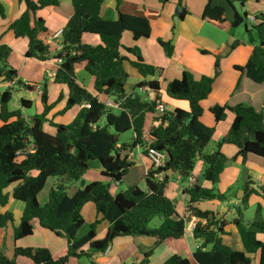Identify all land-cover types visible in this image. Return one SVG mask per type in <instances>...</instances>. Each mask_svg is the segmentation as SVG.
I'll list each match as a JSON object with an SVG mask.
<instances>
[{"label":"trees","instance_id":"obj_1","mask_svg":"<svg viewBox=\"0 0 264 264\" xmlns=\"http://www.w3.org/2000/svg\"><path fill=\"white\" fill-rule=\"evenodd\" d=\"M103 1L71 0L72 16L61 31L63 47L56 52L43 40L47 32L45 20L36 16V13L56 7L59 0H20L25 4V10L9 25L15 38L27 41L26 58L61 60L53 84L64 86L67 97L63 108L53 117L61 116L75 106H87L81 107L74 119L63 125L47 118L64 96L60 93L54 102L48 103L45 81L40 96L43 110L29 119L23 117L22 109H8L12 98L11 88L0 93V209L7 205L10 196L24 205L19 224L13 229L14 240L31 237L33 221L42 230L67 240L66 254L57 259L46 248L16 246L11 258L0 251V264H16L18 258L27 259L32 264H68L70 258H85L89 264H97L94 256L104 253L118 236L150 237L155 239L154 245L181 239L186 226L185 218L177 214L174 200L169 199L164 192L170 176L177 174L182 180L188 178L197 160L201 163L202 180L208 186L197 182L182 191L187 197L186 212L197 221L192 236L200 244L192 253V261L195 264H264V209L257 205L255 217L251 221H246L242 213L248 206L249 197L258 195L255 189L250 186L243 188L244 195L238 199L239 205L229 207L236 214L229 223L218 218L214 212L203 211L196 206L202 201H229L227 193L216 188L228 161L221 147L232 145L241 154L244 148L240 137L244 126L255 132L257 137L255 141L246 138L247 155L264 160V128L261 127L264 111V8L255 15V22L250 28L246 24L248 15L245 12L240 14L237 11L235 20L228 22L224 10L211 8L209 0L203 9L202 20L221 30L244 25L251 53L243 66L233 67L238 74L236 89L245 96L249 88L252 91L258 88L261 93L257 94V105L233 102L231 94L225 104L210 106L209 113L215 124L224 121L229 113L232 120L227 132L216 143V150L204 153L215 127L207 126L200 120L203 115L200 102L211 94L213 79L201 76L196 80L191 72L183 71L178 79L167 84L165 94L173 100L187 101V111L175 108L157 114L156 106L160 102L157 81H142L136 86L137 89L146 88L152 92L153 100L136 93H127L125 89L129 75L124 68L126 62L143 78L156 76L161 70L145 62L136 45L125 47L121 43L125 33H129L135 42L147 39L151 33L150 23L142 15L143 7L137 8V15L120 13L116 20L104 19L101 17ZM230 1L237 2L241 7L245 2ZM121 3L122 0H116L118 11ZM186 14L183 9L178 19L182 20ZM0 16H5L1 4ZM84 35H95L100 43L95 46L83 44ZM158 44L167 58L173 55L171 40L158 39ZM237 45L238 42L234 41L233 48ZM10 54L11 48L0 43V83L13 82L17 77L16 71L8 65ZM77 64H82L92 77L93 94L77 82ZM20 85L21 81L16 82V86ZM250 94L252 98L255 97L254 93ZM100 98L112 99L118 103V108L106 106ZM30 107V101L21 100V108ZM147 114L154 115L148 131L156 139L153 147L167 153L165 167L148 172L145 191L134 186L112 194L108 182L119 184L134 165L127 159L129 152L137 146L144 147L142 135ZM44 125L55 133L51 135L46 132ZM127 132L133 134L131 142L118 146L119 137ZM143 154H146L145 150ZM90 161L97 162L101 169L100 177L108 181L96 180L83 184L72 195H68L66 189L82 179L89 169ZM157 173H163L162 180L155 179ZM48 178H56V184L50 188L47 201L41 205L37 196ZM261 192L264 194V189ZM87 203L93 204L101 220L109 224L102 239H97L95 234L98 220L88 224L86 232L79 235L86 225L81 212ZM155 217L161 219L160 225L149 228ZM11 222V212H0V228ZM227 224L237 229L242 249H233L224 241L223 237L228 235L224 231ZM150 254V250L144 253L139 264H147ZM161 264L192 262L172 255Z\"/></svg>","mask_w":264,"mask_h":264},{"label":"crops","instance_id":"obj_2","mask_svg":"<svg viewBox=\"0 0 264 264\" xmlns=\"http://www.w3.org/2000/svg\"><path fill=\"white\" fill-rule=\"evenodd\" d=\"M176 3L178 0H175ZM256 3H259V0H255ZM207 3V0H181V12L183 9L187 12L182 20L178 19L179 14H175L174 8L176 4L167 3L162 5L157 0H122L120 5V11L124 14L130 15H137V8L143 7L144 11L142 15H144L150 23L151 33L147 39H141L138 41H133L131 35L129 33H125L122 36L121 43L125 47H131L136 45L140 51V54L143 60L149 64H152L156 68L161 69L160 73L156 76H149L143 78L137 70L132 68L129 63L124 64V68L129 75L127 80L126 89H128L127 93H136L141 95L143 98L147 100H153L154 94L146 88L137 89L136 86L142 81H157L160 86V102L165 105L167 110H173L175 108H180L182 110H188V102L186 103H179L177 100H173L169 98L165 94L166 86L169 82L174 79H178L181 76L183 71H189L193 74L196 80L199 79L201 76H208L209 70L200 65L192 64L190 61L183 62L182 59L185 54L189 51V48L193 47L194 41L197 40V35L193 36L190 40H180L181 34L183 31L187 36L190 35V32H186V28L188 24L195 27V21L198 20L199 26L196 27V34L202 28V25L209 26L214 29H219L216 25L208 24L207 22L203 21L201 18L203 9ZM237 3V2H235ZM0 4L4 8V17L0 16V43L5 44L11 48V54L8 58V65L11 69L15 70L17 73V77L13 82H4L1 85L0 90L2 92L8 88L12 89V98L11 101L8 103L9 110H17L22 109V114L25 119H29L32 117L31 114H25L24 108H21V100H27L31 102L30 110L35 107L36 114H40L43 110L41 105L40 96L42 94L43 86L42 84L44 81L47 83V97L48 103L54 102L60 93L64 96L63 100L57 104L47 115V118L53 119L56 123H61L63 125L69 124L78 111L81 109V106H75L69 109L61 116H54L53 115L61 110L66 102L67 97V90L62 85H55L53 84V78L49 77V73L56 71L57 63L54 59H48L46 61H38L33 58H26L24 56L26 49H27V41L22 38H15L12 32L9 30V25L15 21L25 10V4L20 2V0H0ZM239 5V4H238ZM240 6V5H239ZM244 7V6H243ZM242 7V9H243ZM264 5L261 6L262 11ZM72 6L71 0H59V4L56 7H52L49 9H44L38 11L36 16L41 17L45 20V26L47 28V32L43 35V40L45 43L51 46L53 52L58 50V42L59 39H53L52 36L57 31H62L65 27L67 22L69 21L70 17L72 16ZM118 10L116 9V0H104L101 5V17L108 20H116L118 17ZM249 17H255V15H249ZM221 30V29H220ZM224 31V30H223ZM228 31V30H225ZM158 39H162L165 41L171 40L174 46L173 55L170 58H167L158 44ZM82 43L88 44L91 46L98 45L99 38L95 35H84L82 37ZM207 44V42H205ZM205 44V45H206ZM204 44L199 42L196 43V49L202 50L207 49L205 48ZM184 48L182 49L181 47ZM248 57L251 53V48H247ZM183 53L182 58L179 55ZM192 53V59H198V53L196 50L190 51ZM189 63V64H188ZM239 66V65H235ZM234 67V66H233ZM194 68V69H193ZM237 73V72H236ZM211 77V76H210ZM75 78L77 82L82 85L87 91L90 93H94L93 90V79L92 77L85 71L82 64L75 65ZM21 81L20 86H16V82ZM233 92V87L230 84L228 90H226L224 94V99L229 97V94ZM1 93V92H0ZM209 98V97H208ZM207 99L200 102V105L203 109V115L200 120L207 126L215 127V131L219 127V124H215V121L212 115L209 112L210 104L207 102ZM109 99V98H107ZM107 99L100 98V100L105 101ZM113 101L112 99H109ZM206 106V108H205ZM28 109V110H29ZM205 109L207 113H205ZM153 117L154 115L147 114L145 117L144 123V130L143 133H147L153 124ZM231 124V123H230ZM225 125H229V123L225 122ZM45 131L51 135L55 133L53 129H50L44 125ZM226 127H223V130H219L220 136L225 133ZM214 131V132H215ZM227 132V131H226ZM131 134V139L133 138V134ZM221 138V137H220ZM131 142V140H130ZM129 142V143H130ZM121 144H118L120 146ZM228 144H225L221 147V151L225 154L228 158L230 157L228 153L225 151V148L228 147ZM138 150L135 149V158L133 162V167L129 170V172L133 170H138L139 173H142L144 178V182L141 184H131V187H137L141 190L146 189L145 184V177L148 171H153L150 161L144 156L143 154V147L137 146ZM235 148V147H234ZM237 150V149H236ZM238 156V153L236 154ZM237 160V159H236ZM235 160V161H236ZM247 162V161H246ZM196 164L199 166V173H201V164L200 161L197 160ZM233 164L239 165L238 162ZM228 165H232L229 163ZM247 165V164H246ZM98 174L100 172V167L98 164L91 166ZM229 175H231V180H234L239 177L241 169L239 167H230ZM248 168V175L249 177H255L257 184L260 186L259 189H264V169L258 170L256 168ZM229 168H225L224 171L226 172ZM89 171V170H88ZM88 171L85 173L87 174ZM252 171V172H251ZM127 173V175L129 174ZM84 174V175H85ZM89 174V173H88ZM224 174V172L222 173ZM100 175V174H99ZM145 176V177H144ZM92 177V176H91ZM173 178L175 185L173 187L169 186L170 179ZM196 178V177H195ZM94 181V180H92ZM182 179L179 180L178 175H172L169 177L167 188L165 189L164 194L171 200H174L176 195L180 196L181 200H187V197L182 194L183 187L181 185ZM198 183L199 180L196 178ZM124 178L120 182L123 184ZM144 185V187H142ZM250 186V185H249ZM111 188V187H110ZM130 188V187H129ZM251 188V187H250ZM243 190V188H242ZM111 192V189H110ZM112 193V192H111ZM244 193V191H243ZM113 194V193H112ZM12 197L10 196L7 205L0 209L1 213L6 211L11 212L12 209L15 207L13 204ZM39 202V201H38ZM46 202V201H45ZM44 202V203H45ZM239 204V200L237 199ZM21 203V202H20ZM41 204V202H39ZM213 204L222 207V216L218 218H223L226 223H229V219H227L228 214H235L234 209H230V206H236V202L234 199H229L227 203H220L218 201H213ZM42 205V204H41ZM24 209V205L17 209L19 219H17L18 223L14 224V222L8 224L6 227L0 228V251L7 258H11L13 254L14 247H32V248H46L48 249L51 254L53 255L54 259L62 257L66 254L67 246L66 243L63 241H59L57 245H54L57 241H54L53 235H49L45 233L46 231L42 230L36 221L34 223V230L31 239H23L15 241L13 237V229L14 227L18 226L20 217L22 215ZM186 206L184 208V215H187ZM82 216L84 218V222L86 225L93 223L94 221L98 220L99 224L97 225L95 234L97 239H102L105 237L107 230H108V222L105 220H101V216L97 214L95 207L91 203L85 204L82 208ZM194 224L197 223L196 219H190L189 222ZM37 224V225H36ZM224 231L228 233V235L224 236V241L229 244L233 249H242V245L239 239V235L237 233V229L231 225L227 224L224 228ZM186 230L184 231V235L179 240H166L159 245H154L155 239L150 237H130V236H118L112 240L111 245L104 253H99L94 256V259L97 263L101 264H139L144 257V253H147L149 250L151 251L150 256L147 259V264H161L165 260H167L172 255H179L181 257L187 258L192 261V250L185 239ZM190 235V234H189ZM36 236V237H35ZM191 236V235H190ZM60 238V237H57ZM193 239V236H191ZM194 240V239H193ZM196 242L195 248L200 244L199 241L194 240ZM54 245V246H53ZM167 248V250L165 249ZM162 261V262H161ZM16 264H32L29 260L24 258H18L16 260ZM68 264H80L77 258H70L68 260Z\"/></svg>","mask_w":264,"mask_h":264},{"label":"rangeland","instance_id":"obj_3","mask_svg":"<svg viewBox=\"0 0 264 264\" xmlns=\"http://www.w3.org/2000/svg\"><path fill=\"white\" fill-rule=\"evenodd\" d=\"M167 3L168 4L169 3L176 4L175 8H174V12L178 7L181 8V5H179V0L177 1V3L175 0H168V2L161 3V4L165 5ZM262 5H264V0H259V3H256L255 0H245L244 7H243V9H241V11L238 10L240 7L238 4H236L235 7L237 8V10L240 14H242L243 12L247 13L248 21L246 22V24H247V27L250 28V26L252 24H254L255 21L254 22L249 21V15H256L259 12V10L261 9ZM119 9H120V7H119ZM118 13L120 14L122 12L119 10ZM194 21L196 23L195 27L188 24V27L186 28V32H190V30H192L190 35L187 36L185 34V32L183 31V33L181 34V37H180V40H183V39L190 40L191 38H193V36L197 35V40L194 41L193 47L191 45V47L189 48V51L185 54L182 61L183 62L190 61L192 64L200 65V66L202 65L209 70L208 76H211V78L213 79V86H212V91H211V94L209 95L207 102L211 106H213L214 104H218V105L225 104L229 97L224 99L223 96H224L226 90H228L229 85L231 84L233 87V92H231L229 94V96L231 94L233 95V97H232L233 102H245V103L250 102L253 105H257V102H258L256 99L257 94H261L259 92L258 88H256L255 91H252V89L249 88L247 96H245L243 94L242 95L239 94L240 90L238 91L236 89L238 74L233 69V66H235V65L243 66L248 59L247 48H251L247 43L248 35L245 32L244 25H241V26L234 28V29H230L228 31H223V30H220L217 28L214 29V28H211L209 26L202 25V28L196 34L197 31L195 28L198 27L200 24H199L198 20H194ZM230 38H232L234 41H237L238 45L235 46V48H233L232 51H230L226 56H221L220 53L223 52V50L225 49V46H226V44ZM197 42L204 44V45L206 44L205 42H207V44L205 45V48H207V49H202V50L196 49V43ZM181 48L183 49L184 46ZM193 49L196 50L198 53V59H196V60L191 58L192 53L190 51H193ZM202 51H206L207 53L203 54ZM179 55L182 58L183 53L179 52ZM215 62H217L216 66H215ZM0 92H2V89L0 90ZM250 93H254L255 97L252 98V94H250ZM177 102L184 103V104L186 103L185 100H177ZM205 108H206V106H205ZM24 113L25 114H31L33 116L36 114V109H35V107H33L31 110L30 109L29 110L24 109ZM205 113H207L206 109H205ZM231 120H232V116L229 113V114H227L224 121H221L218 123L219 127L213 133L211 140L209 141V143L207 144V146L204 149V153H212L214 150H216V143L220 140V137H221L219 134V130H221V129L223 130V127H226V129H224L225 133H226V131L229 129ZM225 122L226 123L228 122L229 125H225ZM130 140H131V134L129 132H127L125 134H122L119 137L118 143L119 144H128L130 142ZM227 146L228 147L225 148V151L228 153V155L230 154L229 155L230 157H228V161L226 162V164H227L226 168H229V169L226 172L224 171V174H222L220 176V183L216 185V188H217V190H219L222 193H224V192L227 193L228 198L232 199V200L234 199V201L237 204L236 206H238L239 205L237 202L238 197L241 198L244 195V193L240 194V192H239L240 190H242V188H244L242 177H241V172H240V175L238 178L230 181L231 175H229V170H231L230 167H232V168L233 167H239L242 170V165H241L242 158H241L240 154H238V156H236L238 151L236 150V148H234V146H232V145H227ZM235 162H238L239 165L233 164ZM229 163H232V165H228ZM96 164H97L96 161H90L89 162V165H90L89 169H88L89 171L87 170L89 174L87 173V174L83 175L82 179L80 181L71 184L66 189V193L68 195H72L83 184H88V183L92 182V180H94V181L101 180L104 182L108 181L107 179L100 177V175L94 169L91 168V166H94ZM246 164H247L246 166L249 168H256L260 171L264 169V160L257 158L253 155H248ZM151 166H152V164H151ZM191 176L198 178V180L201 184L208 186L202 180L201 173H199L198 164H195V167L191 173ZM123 178H124L123 184H120V183L114 184V183L108 182L110 184V187H111L110 189H111V192L113 194L126 191L129 187L132 186L131 184L136 185V184H141L144 182V178L142 176V173H139L137 169L129 172V174L128 175L126 174ZM263 178H264V175H263ZM250 180L252 181V184L250 185V187L255 189L258 192V195H252L248 199V206L242 212L243 218L246 221H251L252 219H254L257 205H260L264 209V194H262V192L260 191V189H259L260 186L257 184L256 178L250 177ZM55 184H56V178H48L47 179L44 188L42 189V191L37 196V200L39 202H41V204H44V202L47 201L48 191L50 190V188L54 187ZM174 185H175V183H174L173 178H172V179H170L169 186L173 187ZM181 185L183 187L187 188L188 179L187 178L183 179ZM142 187H144V185H142ZM173 198H175L174 202L176 204L177 214L179 216H183L185 218L186 223H189L190 219H195L192 216V214L187 213L186 216L184 215V208L187 205V200H184V199L181 200L180 196H178V195H176V197H173ZM13 204L15 205V207L12 209L11 214L13 217L14 224H17L18 223L17 219H19L17 209H19V207L22 206V203H20L18 201H13ZM196 206L203 211H210V212H214L215 214L218 213L219 215L223 214L222 207H219V206H217L211 202H208V201L199 202ZM235 217H236V214H233V215L228 214L227 215V219H229V221ZM160 223H161V219L159 217H155L151 221V223L149 224L148 227L149 228H157L160 225ZM33 228H34V223H33ZM86 230H87V225H85L82 228L79 235L84 234L86 232ZM45 233H48L49 235H53L49 232H45ZM31 237H29L28 239H31ZM52 237H54V235ZM185 239L187 240L190 248L192 250H195L196 249L195 248L196 242L191 238V236L189 235L188 232L185 234ZM54 241H57L54 245H57V243H59V241H63L64 243H66V246H67V240L65 237H60V238L54 237ZM172 242H174V240ZM165 249L167 250V248H165ZM78 260H79L80 264H89V261L85 258H80ZM97 264H99V263H97ZM101 264H103V262H101Z\"/></svg>","mask_w":264,"mask_h":264},{"label":"built area","instance_id":"obj_4","mask_svg":"<svg viewBox=\"0 0 264 264\" xmlns=\"http://www.w3.org/2000/svg\"><path fill=\"white\" fill-rule=\"evenodd\" d=\"M249 21L254 22L255 18L254 17H249ZM60 37H61V31H57L52 36L53 39H59L58 50L62 49V47H63L62 40H61ZM56 63H57V66H58L61 63V60L56 61ZM54 76H55V71L49 73V77L50 78H54ZM1 85H2V83H0V88H1ZM104 104L106 106L114 108V109L118 108V103L110 101L109 99L105 100ZM83 106L86 107L87 105L86 104L81 105V107H83ZM165 109L166 108H165L164 104H162L161 102L157 103V106H156V113L157 114L164 113ZM142 140L144 142V147L143 148H144V150L146 152V154L144 156L147 157L150 160V162L152 164L153 171L157 170V169L164 168L165 164L167 162V153L165 151H159L158 149L153 147L156 139L154 137H152L149 134V132H147V133L144 132L143 133ZM136 149L138 150L137 147H136ZM134 152H135V149H133L131 152H129V154L127 156V159L129 161H131V162H134V158H135ZM148 172L146 174H148ZM154 177H155L156 180H162L163 179V173H157V174H155ZM187 179H188L187 187H191V186H193L194 184L197 183L196 178L193 177V176H189ZM179 180H180V177H179ZM194 227H195V224L192 223V222H189V223H186L185 230H186V232H188L192 236V232H193Z\"/></svg>","mask_w":264,"mask_h":264},{"label":"water","instance_id":"obj_5","mask_svg":"<svg viewBox=\"0 0 264 264\" xmlns=\"http://www.w3.org/2000/svg\"><path fill=\"white\" fill-rule=\"evenodd\" d=\"M210 2V7L211 8H215V7H219L222 8L224 10V15L225 18L228 22H233L235 20L237 11L242 9V7L240 6L239 9L237 10V8L235 7L236 4L238 3H232L230 0H209ZM181 12V8H177L175 10V14H179ZM119 18V14L117 16ZM233 44H234V40L232 38L229 39V41L227 42L225 49L223 50L222 53H220L221 56H226L230 51H232L233 49ZM126 92L128 91V89H125ZM261 127L264 128V111H263V115L261 118ZM246 138H250L252 140H256V133L250 131L246 126L243 127L242 133H241V142L243 144V151L241 152L240 156L242 158V170H241V177H242V181H243V187L249 186L252 184V181L249 179V175H248V168L246 166V161L248 158L247 152L245 150V142H246ZM240 194H243V190L239 191ZM238 199H240L238 197ZM221 215H219V217H221ZM220 236V234H219Z\"/></svg>","mask_w":264,"mask_h":264}]
</instances>
